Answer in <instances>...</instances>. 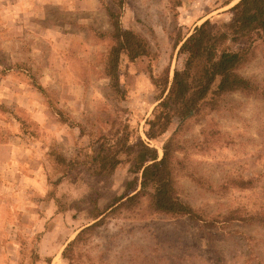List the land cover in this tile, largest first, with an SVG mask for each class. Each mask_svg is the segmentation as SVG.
Segmentation results:
<instances>
[{
    "label": "rangeland",
    "instance_id": "rangeland-1",
    "mask_svg": "<svg viewBox=\"0 0 264 264\" xmlns=\"http://www.w3.org/2000/svg\"><path fill=\"white\" fill-rule=\"evenodd\" d=\"M239 2L0 0V264H264V36L230 44L246 48L239 73L253 91L175 120L157 140L145 136L184 41L206 21L228 24ZM109 10L151 49L123 63V100L105 76ZM127 129L160 158L174 140L177 193L196 220L152 210L153 183L126 202L142 181L128 163L107 179L91 176L99 140Z\"/></svg>",
    "mask_w": 264,
    "mask_h": 264
},
{
    "label": "trees",
    "instance_id": "trees-1",
    "mask_svg": "<svg viewBox=\"0 0 264 264\" xmlns=\"http://www.w3.org/2000/svg\"><path fill=\"white\" fill-rule=\"evenodd\" d=\"M230 13L232 18L228 24L216 27L206 21L182 44L179 55H185L184 62L174 71L168 94L165 96L167 88L161 91L158 104L146 121L145 136L148 140L159 139L166 134L175 120L183 124L205 106L217 109L227 94L253 91L254 86L239 73V69L247 61L246 48L234 51L230 44L243 45L242 43L254 35L264 36V0H240L230 9ZM109 18L111 32L108 35L112 46L105 61V76L113 94L123 100L125 92L120 83L123 63L148 59L151 49L143 35L122 28L119 12L109 10ZM56 114L65 118L61 110H57ZM98 143V149L87 163L91 176L107 179L123 163H128L131 173L141 174L142 181L140 191L137 192V187L132 189L131 192L136 193L128 197L126 202L137 200L140 193L146 191L148 184L153 183L156 188L149 195L152 210L173 217H188L192 220L198 218L177 193L172 169V138L162 147L161 158L157 148L140 137H133L129 130L115 140L104 136ZM121 156L126 159H121ZM123 199H119L117 203ZM102 214H96L94 219H99ZM99 222L82 229L76 239L65 248L62 256L67 258L70 248Z\"/></svg>",
    "mask_w": 264,
    "mask_h": 264
}]
</instances>
